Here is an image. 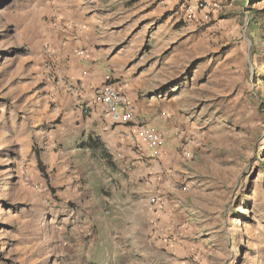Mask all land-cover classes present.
I'll return each mask as SVG.
<instances>
[{
	"label": "rangeland",
	"instance_id": "obj_1",
	"mask_svg": "<svg viewBox=\"0 0 264 264\" xmlns=\"http://www.w3.org/2000/svg\"><path fill=\"white\" fill-rule=\"evenodd\" d=\"M119 2L0 0V192L39 175L29 150L39 156L65 121L52 96L60 49L88 11ZM153 29L161 37L118 54L110 79L136 81L138 106L178 128L179 199L198 215L190 241L179 236V264H264V0H179V22ZM71 170L84 194L82 169Z\"/></svg>",
	"mask_w": 264,
	"mask_h": 264
},
{
	"label": "crops",
	"instance_id": "obj_2",
	"mask_svg": "<svg viewBox=\"0 0 264 264\" xmlns=\"http://www.w3.org/2000/svg\"><path fill=\"white\" fill-rule=\"evenodd\" d=\"M119 1L96 15L88 11L81 32L60 49L52 96L57 111H66L65 121L39 156L29 150L32 172L37 168L39 175L31 174L16 191L0 192V264H179V236L190 241L198 230V215L190 214L196 210L179 199L178 128L153 122L165 112L138 106L136 81L110 79L121 63L118 54L140 55L147 40L161 37L156 23L179 22V0ZM109 84L165 136L160 146L142 143L136 125L111 121L98 100ZM89 138L92 145L81 148ZM72 168L82 169L83 195ZM108 190L112 195L104 196ZM179 216L186 219L180 230Z\"/></svg>",
	"mask_w": 264,
	"mask_h": 264
},
{
	"label": "built area",
	"instance_id": "obj_3",
	"mask_svg": "<svg viewBox=\"0 0 264 264\" xmlns=\"http://www.w3.org/2000/svg\"><path fill=\"white\" fill-rule=\"evenodd\" d=\"M190 13H193L190 11ZM98 100L103 104L106 114L117 125H136L138 139L148 147L160 146L165 136L147 126L137 123L136 113L127 97L112 85H105L98 91ZM83 195V193H80Z\"/></svg>",
	"mask_w": 264,
	"mask_h": 264
},
{
	"label": "trees",
	"instance_id": "obj_4",
	"mask_svg": "<svg viewBox=\"0 0 264 264\" xmlns=\"http://www.w3.org/2000/svg\"><path fill=\"white\" fill-rule=\"evenodd\" d=\"M91 145H92V140H91V138H89V140L87 142L81 144V148L84 149V148H86L88 146L90 147ZM103 156L107 157V154L103 153ZM41 171H42V166H41Z\"/></svg>",
	"mask_w": 264,
	"mask_h": 264
}]
</instances>
